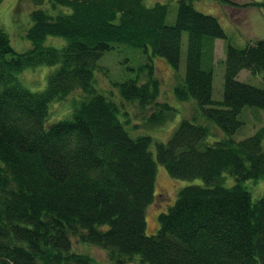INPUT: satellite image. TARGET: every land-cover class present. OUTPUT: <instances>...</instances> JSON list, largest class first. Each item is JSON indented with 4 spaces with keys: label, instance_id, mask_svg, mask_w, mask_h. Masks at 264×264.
Segmentation results:
<instances>
[{
    "label": "trees",
    "instance_id": "1",
    "mask_svg": "<svg viewBox=\"0 0 264 264\" xmlns=\"http://www.w3.org/2000/svg\"><path fill=\"white\" fill-rule=\"evenodd\" d=\"M32 2L30 49L18 52L0 29V264H96L75 241L105 250L112 264H264V197L254 200L248 189L264 179V88L238 79L243 70L264 74V40L244 48L228 42L217 101L215 43L228 37L194 0L177 1L174 25L169 3ZM184 32L187 68L174 98L194 101V111L166 141H155L147 125L164 124L180 107L158 102L153 61L165 59L179 75ZM48 37L61 47L47 45ZM114 50L124 55L118 79L100 63ZM41 66L55 69L44 91L30 90L21 74ZM98 73L111 78L109 90L97 87ZM56 101L69 111L49 123ZM125 102L143 112L158 106L144 132L122 110ZM250 120L259 127L237 139ZM158 165L190 183L158 214L155 229L147 214Z\"/></svg>",
    "mask_w": 264,
    "mask_h": 264
},
{
    "label": "rangeland",
    "instance_id": "2",
    "mask_svg": "<svg viewBox=\"0 0 264 264\" xmlns=\"http://www.w3.org/2000/svg\"><path fill=\"white\" fill-rule=\"evenodd\" d=\"M178 0H145L148 6L154 5L155 3H169V15L167 18L168 25H174L176 23L178 13ZM228 2L236 3L240 6L233 7L229 3H225L224 0H194L195 8L205 14L215 16L223 26L228 40H216L215 43V56L213 60V98L217 101H222L224 97V86H225V73H226V54L228 42L239 48H244L248 43H255L259 40H264V7L251 6L245 7L248 3H264V0H226ZM36 8L32 0H3L0 5V29L8 34L11 40V44L18 52L22 51L26 46L27 51L31 48V44L27 43L24 39L25 28L32 26L33 21L31 18L32 10ZM62 41L58 38L48 37L46 40L47 45H53L61 47ZM64 43V41H63ZM187 44H188V33H183L182 38V49H181V63L180 71L174 72V69L168 64L165 59L155 58L153 61L154 69L158 80L161 82V97L158 102H170L173 105L180 107L175 117H166L164 124H155L154 126L147 125L149 134L154 137L155 141H166L174 132V129L179 124L182 117L192 116L194 111L193 107L195 102L189 101L181 103L174 97V88L179 81L185 77L187 68ZM125 55L137 56V59L143 57L139 52L134 53L129 49H123ZM23 51V52H24ZM127 58V57H126ZM100 63L110 67L112 69V78L118 79L116 73H122V64L124 63V55L116 50L108 52L103 56ZM55 67L41 66L34 69H28L23 74L24 84L30 90L41 92L47 87V77ZM127 78L132 77V72L126 68L125 64V76ZM180 77H182L180 79ZM97 87L101 90H109L111 87V78H107L104 73H98ZM241 82H245L252 86L264 88V74L255 75L250 71L243 70L239 74L238 78ZM117 105L121 106V99L117 97ZM53 104L51 111L50 122L55 121L62 115H67L69 111L64 104L56 101ZM51 104V105H52ZM158 106H152L148 111H141L138 106L125 102L124 110L130 113L129 121L133 124H140L139 133L144 132L145 128L142 124H146L145 121L151 114L157 110ZM121 108V107H120ZM262 119L264 120V113L262 112ZM250 118H254V115L249 113ZM254 120V119H253ZM249 122V123H248ZM264 124V123H263ZM258 125L255 126L254 122L247 121L245 126L240 130V134L237 139L252 136L256 131ZM256 127V128H255ZM190 181L176 180L172 178L162 165H158L157 172V187H156V200L155 204L148 209V222L149 226L154 223V228H157V216L161 211H164L167 206H172V203L177 198L178 190L181 187L187 186ZM248 189L252 193L254 200H258L264 197V179L259 181L248 182ZM171 204V205H170ZM168 210V208H167ZM149 235L155 233H149ZM75 246L78 250L84 251L94 257L96 264H112L109 261L108 253L97 247H85L75 241ZM139 264V263H132Z\"/></svg>",
    "mask_w": 264,
    "mask_h": 264
}]
</instances>
